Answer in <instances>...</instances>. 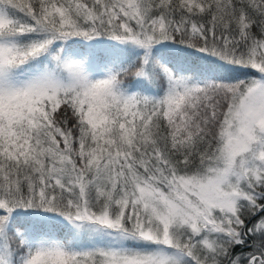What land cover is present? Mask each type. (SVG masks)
Wrapping results in <instances>:
<instances>
[{
  "label": "snow or ice",
  "instance_id": "snow-or-ice-1",
  "mask_svg": "<svg viewBox=\"0 0 264 264\" xmlns=\"http://www.w3.org/2000/svg\"><path fill=\"white\" fill-rule=\"evenodd\" d=\"M0 264H264V0H0Z\"/></svg>",
  "mask_w": 264,
  "mask_h": 264
}]
</instances>
